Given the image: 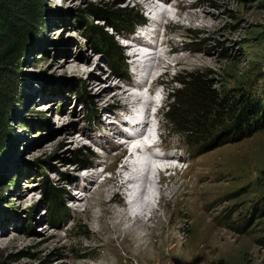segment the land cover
I'll list each match as a JSON object with an SVG mask.
<instances>
[{"label": "rangeland", "instance_id": "374dc122", "mask_svg": "<svg viewBox=\"0 0 264 264\" xmlns=\"http://www.w3.org/2000/svg\"><path fill=\"white\" fill-rule=\"evenodd\" d=\"M116 1L44 0L46 17L42 36L21 65L17 86L23 100L15 109L9 156L0 163V264H101L103 254L107 252L113 256L111 253L119 249L116 241L107 244V239L114 240L115 235L98 232L97 215L101 211L106 229L111 221V215L107 214L109 207L127 212L121 197L122 189L112 195L107 192V187L103 188L101 205L91 213L70 199L75 196L73 191L79 187L82 176L94 168V164H97L98 172L105 173L96 184L89 185L92 195L98 183L111 178L122 163L120 160L111 164L117 151L110 150L107 145L100 148L99 143L112 134L105 129L109 121L118 123L115 116L124 120L128 116L116 106L117 102L110 101V105H106L116 90L111 87L103 94L100 86L122 79L120 84L125 87V77L112 72L106 54L96 51L85 38L80 21L83 18L89 22L82 14L86 3L112 6ZM122 1V7L133 8L145 20L141 7L132 0ZM169 1L168 10L174 12L171 6L176 0ZM182 5L185 8L191 6L196 12L207 11L208 26L209 23L213 25L203 32L176 27L173 35L179 37L180 45L189 48L184 54L193 51L209 59L210 65L209 68H186L179 73L172 70L162 78L165 83L170 82L167 93L176 95L181 88L177 79L202 72L208 75L210 82L216 83L223 97L238 100L245 94L251 101L248 110L252 112L263 105L264 0H186ZM125 35L124 32L114 34V39L121 47L126 71L131 77L133 72L125 61L128 55L127 47L123 46ZM145 36L156 42L157 38ZM75 56L87 62L83 66L85 69L95 67L90 78L84 73L74 75L65 66L64 62ZM160 74V71L156 72L153 78ZM161 90L159 86L158 91ZM116 101L122 103L120 99ZM170 103L172 99L169 98L168 104L163 105ZM161 109L160 118L165 129L160 132L165 133L166 143L172 147L166 155L180 153L183 170L195 161L200 168L201 164H206L205 157L210 155L206 169H211L208 168L205 179L195 181L199 186L208 183L210 190L209 195L202 193L198 204L183 196L178 200H159L162 209L148 226L153 227L157 222L164 225V236L172 242L169 241L164 254H171L172 264H213L218 261L264 264V130L239 141H224L201 149L197 138H186L181 134L184 125L170 124V115L166 113L168 107ZM172 127H177L178 131H173ZM75 139H80L78 145L73 143ZM121 141L122 137L111 143L119 145ZM75 150H81L82 155L75 156ZM85 159L88 163L81 165ZM110 166L115 168L104 169ZM181 173L175 171L166 175L174 178L177 183L174 187L194 182L187 181ZM45 186L52 187L60 195L58 207L63 217L56 225L51 220L53 208L44 200ZM110 200L113 201L108 203ZM78 224L86 226L88 239L81 238L75 230ZM156 234L158 231L152 233L153 236ZM169 261L166 257L164 263L170 264ZM130 264L137 262L133 259Z\"/></svg>", "mask_w": 264, "mask_h": 264}, {"label": "bare ground", "instance_id": "6f19581e", "mask_svg": "<svg viewBox=\"0 0 264 264\" xmlns=\"http://www.w3.org/2000/svg\"><path fill=\"white\" fill-rule=\"evenodd\" d=\"M132 1L145 11L149 9V14H154V20L151 21V24H153L155 28L148 29L145 35L149 36L151 39H157L154 43L149 41V39L146 41L139 39L141 44L145 47L155 45L154 52L142 56L145 58L146 64L141 68H136L132 73L134 77L141 78V83L133 86L125 85V87H123L120 84L123 82L121 79L118 83L105 82L100 86V88H103V94L111 90V87L116 90V93L108 99L106 105H110V101L117 102L116 106L129 115L127 120L120 118V116H115L114 118L118 120V123L109 121L105 129L109 130L112 134L105 137L103 140L105 142L102 141L103 144L102 142L99 143L100 148L104 149L105 145H107L110 150L117 151V154L113 157V160L116 162L123 160L127 152V147L123 143L119 145L112 144V140L121 139V137L128 138L127 141L135 140L136 138L143 136L145 128H152L153 121H156L158 124L159 137V140L154 143V147H158L161 151H169V147L172 148L171 144L166 143L165 133L162 132L165 129V124L162 121V118H160V114L162 113L161 108L165 106L163 104H168L169 98L171 97V95L167 93L170 82L165 83L162 78L166 77L172 70L179 73L186 68L205 66L209 68L210 65L209 59L201 55L199 56L193 51L188 54H184V52L189 48L185 45H180L179 43L181 40L179 37L177 35H173V29L176 27L195 29L197 32H203L204 30L211 28L213 24L210 25L209 23L208 26L209 14L207 11L201 10L200 12H196L193 11L191 6L185 8L182 4L186 0H176L171 6L172 9H175L174 12H169L168 7H157L155 5V0ZM160 1L164 2L166 5L170 4L169 0ZM166 21L168 23H166ZM196 23L198 24V27L195 28L194 26ZM162 26L165 27V30L160 34ZM145 30L143 32H145ZM133 42L137 41L133 39ZM133 48L134 43H130L126 50L130 51L132 58H135L139 54ZM64 64H66L65 66L68 67L74 75L84 73L85 75H89V78L92 76L91 73L95 70V67H92V70L88 69V67L85 69L83 66H85L87 62L79 56L66 60ZM159 71L161 73L160 76L156 75L157 77L153 78V73L155 74ZM149 79H151V82L148 88L149 92L146 95L141 92V84L142 82H147ZM176 79L177 77H174V80ZM159 86L162 87L161 91H158ZM132 89H137V92H132ZM153 95L161 96V98L159 96L161 108L159 109L160 111L157 110V112L151 116V109L149 108L153 102ZM145 96L147 97L144 98ZM99 97L101 98L102 96ZM117 99H120L122 103L116 101ZM148 110L149 112H147ZM132 111L135 113L130 114ZM121 123H123V126H121ZM128 126L134 130L135 137H129L126 135L125 129H127ZM160 130L162 131L160 132ZM73 143L78 145L80 143V139H75ZM174 149H177V147ZM165 156L166 158H175L177 160L182 159L180 153L172 155H166L165 153ZM209 159L210 155L206 156V164H201L202 167L200 166V168H197L199 163L195 161L194 163L189 164L188 169L186 170L181 168L178 169L179 171H182L181 176L183 178L186 177L187 181H194L185 183L181 186L177 185V187H174L177 184L174 182V178L170 179L171 176L168 177L165 174L160 173L159 182L158 184L156 183L157 188L155 189L159 194L160 200L164 198L178 200L179 196H183L184 198L186 197V200H190L191 202L198 204L199 199L202 197V193L204 195H209L210 190L207 188L208 183L203 186H199L195 182L201 178L205 179L208 176L207 170L209 167L207 169L206 167L208 166L207 161ZM96 165L97 164H94V168L87 170L86 174L82 176L79 181L78 188L73 186V189L74 187L76 188L73 191V195L75 196L70 197L76 206L83 205L88 213H91L94 208L100 207L104 197V193L102 191L103 188L107 187L109 189L107 192H111L112 195H116L117 191L123 189L126 184L123 173L128 171V167L125 163H123L111 178L105 179L102 183H98L93 195L90 194L89 185L96 184L101 175L105 173V171L98 172ZM110 168H113V166L106 167L107 170ZM169 169L172 168L169 167ZM210 170L211 169L209 168V171ZM147 181V178L144 177L143 182L146 183ZM206 188L207 190L204 192V189ZM145 189L146 186H144L143 194L140 195V198L148 195V191L145 192ZM112 201L113 200H110L108 203H111ZM154 201L155 197H153V200L151 197L150 203L142 200L139 210L141 215L136 214L134 216L129 215L128 211L123 212L109 207L107 214L111 215V221L108 223V228L106 229L104 228V222L102 221V216L100 215L101 211H99L97 215L98 232L101 231L105 235H109L110 233L115 235L114 240L107 239V244H112L114 241L119 243L118 251L111 253L113 256H110L107 252L101 256V264H130V260L133 259L137 262V264H165L164 261L166 257H169V262L172 264L171 254H167V256L164 254V249L168 246L169 241L171 240L167 241L168 239L164 236V225L162 222H157L153 227L148 226L150 222H153L158 218L159 211L162 209L160 204L156 206V204L153 203ZM154 206L156 207L154 208ZM193 209L196 211V206H194ZM154 231H158V234L155 236L152 235ZM122 234H124L123 238L120 237Z\"/></svg>", "mask_w": 264, "mask_h": 264}, {"label": "trees", "instance_id": "16d2710c", "mask_svg": "<svg viewBox=\"0 0 264 264\" xmlns=\"http://www.w3.org/2000/svg\"><path fill=\"white\" fill-rule=\"evenodd\" d=\"M43 4L44 0H0V163L9 156L12 147L15 109L23 100L17 86L18 75L25 56L42 36L46 17ZM123 4L122 0L112 6L86 3L82 14L89 22L83 18L80 20L85 38L96 51L106 54L110 69L118 77H127L128 74L113 32L116 35L121 32L129 34L144 20L142 14L133 8L122 7ZM176 82L181 88L170 97L172 103L166 106L170 124L184 125L181 134L186 138H197L201 149L224 141H239L264 130V104L253 112L248 110L251 101L245 94L238 100L223 97L216 83L210 82L208 75L202 72L190 73ZM172 129L178 131L177 127ZM73 154L79 156L82 151L75 150ZM87 163L85 159L81 165ZM43 191L44 200L53 208L51 220L54 225L59 224L63 217L58 207L60 195L52 187L45 186ZM74 228L81 238H89L86 226L78 224ZM213 264L226 263L218 261Z\"/></svg>", "mask_w": 264, "mask_h": 264}]
</instances>
